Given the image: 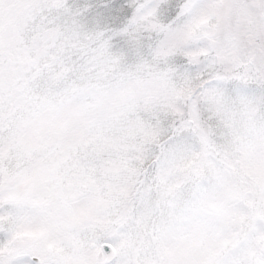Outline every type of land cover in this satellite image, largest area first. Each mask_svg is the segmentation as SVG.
Masks as SVG:
<instances>
[{"label":"snow or ice","instance_id":"snow-or-ice-1","mask_svg":"<svg viewBox=\"0 0 264 264\" xmlns=\"http://www.w3.org/2000/svg\"><path fill=\"white\" fill-rule=\"evenodd\" d=\"M0 264H264V0H0Z\"/></svg>","mask_w":264,"mask_h":264}]
</instances>
